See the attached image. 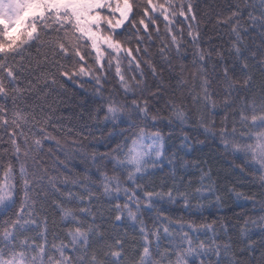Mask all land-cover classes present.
<instances>
[{
	"label": "trees",
	"instance_id": "16d2710c",
	"mask_svg": "<svg viewBox=\"0 0 264 264\" xmlns=\"http://www.w3.org/2000/svg\"><path fill=\"white\" fill-rule=\"evenodd\" d=\"M140 2L136 0V3ZM179 2L176 0L177 4ZM183 3L185 7L188 3L192 4L196 20L191 26L194 32L199 33L198 40L194 43L188 36L191 15L188 20L176 17L178 21H183L174 26L178 40L181 39L180 29L183 28L179 54L174 46L161 53L165 44L171 45V37L165 31L162 18L159 32L155 26L149 32H144L141 27L140 32L144 37L139 44L141 67L136 69L134 62L129 71L125 60L122 69L127 79L131 80L135 76L137 80L143 81L139 86L133 84V92L125 94L120 88L114 67L111 75L106 74L107 79L102 81L100 94L97 93L100 86L89 77H75L77 83H73L56 75L60 83L53 85L51 79L46 83L44 77L54 73L55 69L45 60L46 55L51 59L50 52L39 44H34L22 57L17 56L15 60L9 61L24 66V71L18 73V85L22 91L15 102L11 95L0 97V103L6 106L9 120L7 125L0 124V161L4 164L12 161L15 164L16 191L19 193L13 213L19 209L23 200L19 162L16 161L9 136L15 127L12 122L14 111L35 113L36 121L23 127L25 136L29 137L28 144L33 149L32 132L39 133V126H43L49 135L60 141L57 144L52 139L42 140L40 151L32 152L41 165L46 166L47 171L57 176L58 180L68 177L80 182L79 187L59 183L61 192H55L46 184L43 192L39 187L32 188L29 204L35 201L34 215L41 221L47 219L46 241L50 253H55L52 247L54 243L58 245L61 241L69 242L67 228L61 226L58 209H55L52 201L66 199V189L77 193L83 191L84 185L89 184V180L85 179L87 175L96 181L92 187H100L101 193L99 198L93 197L90 207L95 214L98 229L102 232V239L97 236L91 238L90 254L95 251L103 256L107 246L120 239L124 251L122 264H131L136 259L134 253L139 251V245L143 243L139 232L141 222L147 229L155 231L160 220L167 216L172 221L170 227L174 231L175 240L180 239L175 230L183 227L191 236L196 237L197 245L201 241L207 245H219L221 264H264V180L260 178L264 173L255 171L245 161L243 153L225 151L220 140L222 127L226 126L230 134L235 123L237 140L242 138V131H247L239 121V111L244 106L243 97L257 102L264 97V27L259 23L254 26L248 15L249 12L258 15L260 9L254 6H258L260 0H183ZM135 11L139 20L143 10L137 8ZM233 12L238 14L232 16ZM145 20L147 22V17ZM234 26L238 27V42L232 32ZM149 35L151 39H148ZM127 38L132 41L135 51V37L130 32ZM234 42L241 49L240 59H237L233 49ZM198 52L204 53V61L199 59ZM244 63L248 65L246 69ZM225 68L229 70V80L233 79L234 73L241 81L236 84V90L227 88L224 82ZM202 76L209 79V91L215 100V108L211 105L205 107L203 100L193 99L200 95ZM246 79H249L250 85L247 89L242 87ZM133 96L139 101L147 99L150 114L158 113L161 117L155 123L164 140L163 159L157 161L155 167L149 164L143 178L136 183L127 180V174L124 173L118 198L115 192L112 198L104 197L102 186L99 185L100 171L113 175L114 164L111 156L106 154L111 153L118 143L123 142L125 135L132 131L128 127L129 123H139L127 120L123 123L105 121L107 102L115 98L131 106ZM173 109L184 112L183 122L173 114ZM37 121L39 126H36ZM148 122L153 123L151 119ZM19 131L17 129V133ZM18 143L24 145L23 136H18ZM24 160L21 155V161ZM61 160L67 166L61 164ZM26 167L31 176L34 171L31 158L27 159ZM124 188L128 189L127 193ZM144 190L165 195L153 198V208H146L141 203L137 220L128 218L127 210L124 209L122 220L116 221V204L119 203L123 208L127 202L135 209V201L145 199ZM170 190L174 200H169L166 195ZM181 193L187 194V206ZM129 197L133 199L129 200ZM11 216L12 213L0 209V224ZM189 224L194 227L211 225L212 230L204 228L193 232L188 228ZM31 227L35 228V225ZM41 231L43 228L27 233L30 242L44 243ZM160 236L161 252L174 247L169 243L173 238L167 237L162 228ZM225 245H228L226 253ZM65 253L72 255L71 248L66 249ZM169 255L174 264V253L169 252ZM189 260L191 264H214L217 257L213 254L202 261V258L193 255ZM164 264H169V261L166 259Z\"/></svg>",
	"mask_w": 264,
	"mask_h": 264
},
{
	"label": "snow or ice",
	"instance_id": "6c2138e0",
	"mask_svg": "<svg viewBox=\"0 0 264 264\" xmlns=\"http://www.w3.org/2000/svg\"><path fill=\"white\" fill-rule=\"evenodd\" d=\"M254 7H258L260 11L258 15L249 12V19L254 26L259 23L264 27V0H260L259 5ZM137 8L143 10L139 20L135 11ZM237 14L238 12H233L232 16ZM189 15H191V21H189L188 36L195 43L199 33L194 32L191 25L196 17L193 14L192 4L188 3L185 7L183 0H180L178 4L176 0H163V2L141 0L140 3H136V0H0V97L11 95L14 102L18 98L22 91L18 85L20 80L18 73L24 71V66L9 63V61L15 60L17 56L22 57L23 53L34 44L45 47L51 54V59L49 60L46 55L45 60L51 64L55 72L44 77L46 83L49 79L53 85L60 83L56 75L73 83H77L75 77H89L95 79L96 84L100 86L97 88V93L100 94V88L103 87L102 81L107 79V75H111L114 67L120 88L125 94L133 92V84L139 86L143 81L137 80L135 76L131 80L127 79L122 69L125 60L128 62L129 71L134 62L136 69L141 67L139 44L144 37L140 28L143 27L144 32H149L150 28L155 26V30L159 32V23L162 18L165 31L171 37V45L165 44L161 48V53L163 54L166 48L174 46L179 54L183 28L180 29L181 39L178 40L174 26L176 23L182 24L183 21H178L176 17L188 20ZM130 32L137 42L135 51L132 48V41L127 38ZM232 32L236 35L238 42L240 40L238 27L234 26ZM148 39H151L150 35ZM233 49L237 59H240L242 52L238 43H233ZM197 54L201 61L206 59L203 52ZM243 67L246 69L247 63H244ZM228 77L229 70L225 68L224 82L228 89L236 90V84L241 81L235 77L234 73L232 80ZM249 79L242 82V87L245 89L250 86ZM209 83V79L202 76L199 85L200 95L194 96L193 99L203 100L205 107L211 105L215 108L216 104L209 91ZM63 86L61 83V87ZM242 101L244 106L240 108L239 121L247 131H242L240 133L242 138L237 140L235 136L237 128L234 123L230 134L226 126L220 129V140L225 151L243 153L245 161L255 171L264 173V97H261L259 102L255 99L249 100L247 97H243ZM225 102L227 103V98ZM147 105V99L139 101L135 96L131 99V106L120 103L115 98L107 102L105 121L123 123L127 120L139 123H129L128 127L132 131L125 135L123 142L118 143L111 153L106 154L111 156L114 164L113 175L100 171L99 185L102 186L104 197L112 198L115 192L118 198L124 173L127 174V180L136 183L143 178L147 166L151 164L155 167L157 161L164 155V140L155 123L161 117L158 113L150 114ZM172 111L181 122L184 121L183 111L175 109ZM12 116L15 127L9 136L16 161L19 162V179L23 182V200L19 209L13 213L17 205L16 197L19 194L16 191V167L12 161L6 164L0 161V177H2L0 178V209L5 213H12L9 219L0 224V245H2L0 246V264H122L124 251L123 241L120 239L109 244L103 256L95 251L89 253L91 238L97 236L102 239V232L98 229L95 214L90 207L93 197L99 198L100 187L94 189L92 185L96 181L87 175L85 179L89 180V184L84 185L83 191L77 193L66 189V199L52 201L55 209H58L61 226L67 228L69 242L61 241L58 245L54 243L52 247L55 253L49 252L46 241L47 219L41 221L34 215L35 201L29 204L32 188L39 187L43 192L46 184L55 192H61L59 183L65 185L70 183L79 187L80 182L68 177L58 180L57 176L49 173L47 167L41 165L40 161L32 155L33 151H40L42 140L52 139L60 144V141L49 135L43 126H39L38 121L36 126H39V133L32 132L31 137L35 148L28 144L29 137L25 136L23 127L36 121L35 113L17 110L12 113ZM149 119L153 121L152 124H149ZM8 123L6 106L0 103V124ZM17 129L20 130L19 133ZM18 136L24 137V145L18 143ZM21 155L25 158L24 161H21ZM29 158L33 160L34 165L31 176L26 167V161ZM60 163L65 164V161L61 160ZM260 178L264 180V175ZM123 190L125 193L128 191L127 188ZM163 195L165 194L144 190L145 199L136 200L135 209L127 202L124 203L123 208L117 203L115 220H122L124 209L127 210L128 218L137 220L141 203L146 208H153L155 204L153 198H162ZM166 195L169 200L175 199L171 190ZM181 195L184 196L187 206L189 203L187 194L181 193ZM132 199L129 197V200ZM171 223L172 221L164 216L156 230L151 231L141 222L139 232L143 243L139 245V251L134 253L136 259L132 260L131 264H164L166 259L169 264H173L169 252L175 255L174 264H191L189 257L193 255L202 258L203 261V258L213 254L217 257L214 264H221L219 245H207L204 241L197 245L196 237L191 236L183 227L175 230V234L180 236L177 241L170 227ZM32 225H35V228L31 227ZM37 228H43L40 236L45 238L44 243L30 242L27 233ZM161 228L167 237L173 238L169 243L174 245L171 249H165L164 252L160 251ZM188 228L193 232L204 228L212 230L211 225L194 227L189 224ZM154 241L155 250L153 249ZM227 247L228 245L224 246L225 253ZM69 248L72 255L65 253V250ZM56 253L59 255L57 256Z\"/></svg>",
	"mask_w": 264,
	"mask_h": 264
},
{
	"label": "rangeland",
	"instance_id": "374dc122",
	"mask_svg": "<svg viewBox=\"0 0 264 264\" xmlns=\"http://www.w3.org/2000/svg\"><path fill=\"white\" fill-rule=\"evenodd\" d=\"M163 159V156L160 158V160L159 161H161Z\"/></svg>",
	"mask_w": 264,
	"mask_h": 264
}]
</instances>
